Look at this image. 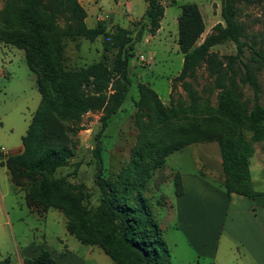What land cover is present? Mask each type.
<instances>
[{
    "label": "trees",
    "instance_id": "obj_1",
    "mask_svg": "<svg viewBox=\"0 0 264 264\" xmlns=\"http://www.w3.org/2000/svg\"><path fill=\"white\" fill-rule=\"evenodd\" d=\"M146 1L147 31L155 35L161 28L165 7L161 0ZM220 1L222 21L214 25L213 31L200 44L198 41L206 29L201 9L196 3L182 5L178 17V45L183 53L179 79H185L210 62L213 46L233 41L237 52L228 57L227 70H232L235 63L243 64L245 77L242 81L254 88V106L250 111L242 112L234 90L222 94L217 108L205 111L217 125L196 123L180 128L173 132L177 138L170 148H163L164 143L153 144L145 156L152 157L156 161L154 165L144 162L145 156L137 147L129 165L114 180L102 174V140L98 134L94 149L98 168L95 182L101 196L96 216L91 215L81 203L65 177L53 178V175L59 168L74 163L71 159L72 127L66 123L78 121L86 113L104 107L106 91L115 77L119 81L118 94L114 105L102 117L101 132L107 127L108 118L124 102L131 84L129 59L133 56L134 47L131 31L118 26L109 33L104 20L89 27L86 23L87 11L81 0H9L4 11L6 26L17 31L23 29L15 33L9 43L24 50L30 70L37 74L42 97L22 138V150L13 154L0 152L5 157L3 164L8 168L12 182L25 192L30 207L38 204L45 210H62L70 221L68 232L85 244L101 247L115 264H173L163 230L149 200L141 193L151 170L160 166L167 154L183 146L217 141L224 173L222 185L227 193L250 198L261 193L254 188L250 167L256 152L255 144L264 141V105L259 102L258 79L243 59L247 46L257 55L253 59L259 63L264 60V53L248 42V34L237 18L240 0ZM62 14H66L70 21L65 29L58 24ZM143 34V29L138 32V40ZM101 35L105 37V46L99 61L81 68L64 65L67 38L83 36L95 39ZM112 48H116V52L110 64L109 51ZM139 89L138 114L141 116L146 108L155 109L149 122L144 123L138 118L142 145L146 134L159 125L167 124L171 117L163 110L158 94L152 88L140 84ZM244 129L251 131L249 138L245 136ZM179 139L183 141L176 143ZM174 185L175 194L181 196L184 185L180 172L174 175ZM0 264L17 263L6 257L0 260ZM23 264H55V258L50 250L43 249L38 256L26 258Z\"/></svg>",
    "mask_w": 264,
    "mask_h": 264
},
{
    "label": "rangeland",
    "instance_id": "obj_2",
    "mask_svg": "<svg viewBox=\"0 0 264 264\" xmlns=\"http://www.w3.org/2000/svg\"><path fill=\"white\" fill-rule=\"evenodd\" d=\"M9 0H0V152H19L23 146L22 138L26 134L34 113L41 101L37 74L27 64L24 50L9 43L15 33L21 30L10 29L3 22L4 11ZM119 2V4H117ZM165 7L161 29L155 35L147 31L149 18L146 15V0H81L87 11L86 23L94 27L99 20H104L107 31L112 33L118 26L128 28L134 38L133 56L129 59L131 84L124 102L118 111L108 118L103 132L102 117L114 105L119 81L115 77L106 91L104 107L86 113L78 121H68L72 127L71 157L72 165L59 168L53 178L65 177L68 184L81 199V203L96 216L100 204L101 190L95 182L97 158L94 154L96 136L102 140V174L107 179H117L126 168L136 148L145 156L150 146L164 143L163 148H170L180 128L192 125H217L205 111L217 108L220 96L232 90L236 93L242 112L252 109L255 104V91L249 83H244L245 67L235 63L232 70H227L228 57L237 52L236 44L228 41L216 44L210 49V62L192 72L185 79H179L183 65V53L178 45V17L185 3H196L201 9L207 34L222 21L220 0H161ZM238 20L248 34V42L264 53V0H240ZM58 24L65 29L70 24L66 14L60 15ZM144 34L138 40V32ZM203 36V35H202ZM204 37L198 41L200 44ZM105 37L88 39L83 36L67 38L64 46V65L68 68H81L102 58ZM116 48L109 51L110 64ZM257 55L247 46L244 61L257 77L260 95L259 102L264 105V60L259 63L253 59ZM260 58H258L259 60ZM227 70L224 75L222 72ZM152 88L162 103L163 110L171 119L167 124L159 125L142 138L138 118L147 123L153 118L155 109L146 108L138 114L137 101L140 99L139 85ZM48 85V84H46ZM246 137L251 131L244 129ZM182 139L176 141L182 142ZM3 148L4 150H2ZM256 152L251 159L252 182L256 189L264 191V141L255 144ZM9 154V153H8ZM0 186L9 192L4 200L11 213V222L0 228V254L9 255L18 262V252L30 243L46 242L53 248L62 249L63 243L71 245L78 242L68 232L69 218L60 209H43L32 204L33 214L25 200L24 192L12 183L5 166L1 164ZM5 158V157H3ZM161 161V159H160ZM144 162L154 165L152 157H144ZM77 164V166H76ZM76 168V170H75ZM75 170V171H74ZM201 173L207 179L223 184L224 173L222 157L217 141L192 143L167 154L157 168L151 170L141 195L149 200L155 218L161 225L168 226L164 237L167 241L173 264H210L208 258L199 256L194 245L187 237L183 226L178 222L176 213L177 195L175 194L174 175ZM255 188V187H254ZM258 190V191H259ZM0 195L2 212L5 214ZM173 203V207L171 206ZM47 215H45V214ZM173 217L177 224L165 223L164 218ZM172 218V221H173ZM162 228V227H161ZM1 257V256H0Z\"/></svg>",
    "mask_w": 264,
    "mask_h": 264
},
{
    "label": "crops",
    "instance_id": "obj_3",
    "mask_svg": "<svg viewBox=\"0 0 264 264\" xmlns=\"http://www.w3.org/2000/svg\"><path fill=\"white\" fill-rule=\"evenodd\" d=\"M207 33L205 29L202 37L205 38ZM22 148L23 146L18 150L21 151ZM3 159L2 157L1 164L6 167ZM6 169L10 176L7 167ZM182 178L184 193L177 196L176 209L173 208V213H176L179 224L184 227L189 242L194 245L199 256L208 258L210 264H264V191L256 189L253 181L255 189L261 193L250 198L227 193L221 183L207 179L201 173L183 174ZM4 188L0 186L5 208L4 214L0 204L1 229L11 222V213L4 200L6 194L9 195V192L4 191L9 189ZM27 205L29 206L28 203ZM171 206L173 207V203ZM30 209L34 215L43 218V215L33 211L31 207ZM172 218L170 216L164 218L165 223L177 224ZM161 227L164 235L168 226ZM63 246L62 249H58L46 242L40 244L33 242L18 252V262L13 261L9 255L1 254L0 260L9 257L13 262L23 264L26 258L36 257L43 249H47L53 254L55 264H115L97 245L85 244L78 240L71 245L63 243Z\"/></svg>",
    "mask_w": 264,
    "mask_h": 264
},
{
    "label": "built area",
    "instance_id": "obj_4",
    "mask_svg": "<svg viewBox=\"0 0 264 264\" xmlns=\"http://www.w3.org/2000/svg\"><path fill=\"white\" fill-rule=\"evenodd\" d=\"M2 150H4V149L2 148ZM5 154H8V152H7V153H5Z\"/></svg>",
    "mask_w": 264,
    "mask_h": 264
}]
</instances>
